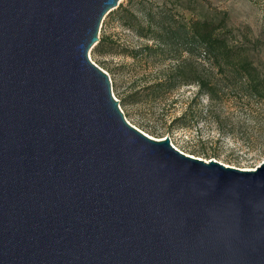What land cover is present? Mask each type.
Masks as SVG:
<instances>
[{
    "label": "water",
    "instance_id": "water-1",
    "mask_svg": "<svg viewBox=\"0 0 264 264\" xmlns=\"http://www.w3.org/2000/svg\"><path fill=\"white\" fill-rule=\"evenodd\" d=\"M122 0H0V264H264V161L130 124L90 58Z\"/></svg>",
    "mask_w": 264,
    "mask_h": 264
},
{
    "label": "rangeland",
    "instance_id": "rangeland-1",
    "mask_svg": "<svg viewBox=\"0 0 264 264\" xmlns=\"http://www.w3.org/2000/svg\"><path fill=\"white\" fill-rule=\"evenodd\" d=\"M136 3L122 0L105 17L99 34L105 46L90 52L108 73L127 121L155 139L170 137L187 155L257 168L264 161V0H198L191 7L219 26L235 57L252 63L256 88L240 77L239 68L219 67L197 51L190 55V45L178 46L173 59L155 41L139 38L120 19V10ZM190 79L213 86L214 99L197 97L198 85Z\"/></svg>",
    "mask_w": 264,
    "mask_h": 264
},
{
    "label": "trees",
    "instance_id": "trees-1",
    "mask_svg": "<svg viewBox=\"0 0 264 264\" xmlns=\"http://www.w3.org/2000/svg\"><path fill=\"white\" fill-rule=\"evenodd\" d=\"M133 1L137 2L134 8L123 7L120 10V19L122 25L139 38L155 41L164 47V52L170 53L173 59H176L175 52L178 46L190 45V48H186L190 55L197 51L211 58L219 67L239 68L242 71L240 77L256 88V80L250 72L253 69L252 63L238 53L235 57L233 47L230 46L224 33L219 31V26L201 12L191 8L193 4L198 3V0H161L151 3L142 0ZM128 14L130 17L126 18ZM105 42V38L101 39L96 47L97 52H101ZM145 49L151 50L149 46ZM141 52L140 50L138 53ZM187 82L198 85L197 97L207 95L214 99L215 88L208 82L201 79H190Z\"/></svg>",
    "mask_w": 264,
    "mask_h": 264
}]
</instances>
